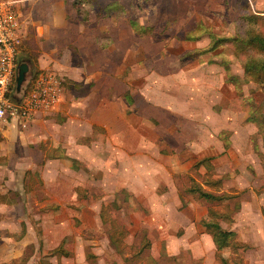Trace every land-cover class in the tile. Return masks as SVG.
I'll list each match as a JSON object with an SVG mask.
<instances>
[{
    "label": "crops",
    "instance_id": "1",
    "mask_svg": "<svg viewBox=\"0 0 264 264\" xmlns=\"http://www.w3.org/2000/svg\"><path fill=\"white\" fill-rule=\"evenodd\" d=\"M12 1L20 17L21 8L34 17L39 15L34 24L38 23L40 47L28 44L37 57L34 64L40 71L58 74L71 86L66 92L64 88L50 113L38 115L24 127L37 121L59 123L56 146L73 156L60 159L77 165L83 161L87 169L100 170L102 185L127 190L129 199L155 203L142 229L158 232L157 248H164L169 258H178L172 264H219L213 237L200 224L208 209L204 213L182 209L179 181L193 170L204 169L202 176H206L209 168L197 166L198 162L210 157L214 168L221 148L222 152L236 153V147L232 136L221 145V133L231 129L228 124L221 128L218 116L212 114L213 95L219 88L214 76L218 66L195 58L180 59L185 53L209 46L208 29L220 35L230 32L234 19L229 18L235 10L259 13L250 11L247 0H94L96 9L113 6L115 12L110 16L90 13L88 21L79 25L75 0ZM145 8H152V21L127 16L129 9ZM119 12L128 18L119 19ZM135 19L145 27L154 26L158 19L174 21L171 30L179 28L183 35L200 38L168 45L160 34L140 37L131 26ZM225 80L224 88L229 90ZM6 127H0L4 161L1 131ZM104 171H109L106 178L102 177ZM233 184L237 189L242 185L239 178ZM7 205L13 204H0L9 208ZM243 206L240 213L244 220L235 213V222L227 230L247 245L242 254L245 264H264V212ZM9 225V218L1 216L0 264H13L17 257L16 248L10 246ZM22 232L23 223L20 238L24 239L27 228L25 235ZM223 255L230 256L231 251L226 249ZM54 258L60 264V258L67 257L47 260L53 264Z\"/></svg>",
    "mask_w": 264,
    "mask_h": 264
},
{
    "label": "rangeland",
    "instance_id": "2",
    "mask_svg": "<svg viewBox=\"0 0 264 264\" xmlns=\"http://www.w3.org/2000/svg\"><path fill=\"white\" fill-rule=\"evenodd\" d=\"M146 2L152 3L151 0ZM247 2L252 13L264 14V0ZM151 10L152 8L141 11L129 9L126 13L129 18L141 17L152 21ZM19 11L23 13L20 17L22 44L26 41L27 44L36 43L40 47L42 39L36 36L39 35L38 23L34 24L39 15L34 17L22 8ZM71 12L75 17L74 10ZM243 13L245 12L235 10L229 18L234 19L232 30H226L221 35L234 37ZM124 16L125 14L120 12L117 17L128 18ZM92 18H96V15ZM76 20L82 25L79 18ZM174 27L175 25L171 29ZM171 29L166 35H160L168 45H174L178 36L183 35L179 28ZM224 45L223 51L218 50L219 53L213 57L211 54L217 50L199 55L195 59L204 64H215L219 68L214 74L218 78L219 88L216 86L218 94L213 95L212 114L218 116L217 123L221 128H226V124L230 126L231 130H223L220 141L221 145H224L231 136L234 137L236 153L222 152L221 148L220 155L213 162L214 168L210 161L212 169H209L210 172L206 176H202L203 172L205 173L203 169L202 172L196 173L193 170L191 174L181 177V208H194L204 213L209 207L197 196L185 193L189 185L188 177L192 176L200 183L222 180L218 191L220 193H241L237 199L240 209L235 213L241 212L243 203L247 209L264 212V84L246 78L242 64L233 55V44ZM23 50L25 46L21 47V54ZM29 65L31 71L40 69L35 64ZM223 80L227 81L229 90L224 88ZM63 86L65 92L71 87L66 81ZM59 125L56 122L42 124L37 121L31 127L14 124L1 131L4 137L1 154L4 155L5 161L0 163V192L8 193L17 200L16 204L7 205L9 208L0 206V217L5 216L10 220V246L16 248L17 254L13 264H38L40 258L61 242L72 256L60 258V264H172L173 261H178L176 257L169 258L164 248H157L159 234L156 230L142 229L145 221L150 220L148 217L155 210V203H141L136 198L129 199L127 190L102 185L100 170L94 167L87 169L83 161L77 165L71 160H62L65 157L72 159L73 156L67 154L61 146H56L55 137L61 132ZM102 174V177L106 178L109 171ZM237 178L242 183L238 189L233 184ZM205 189L215 191L212 187L206 186ZM115 202L117 209L112 206ZM229 203L231 202L215 206V209L223 213L230 206ZM104 207L108 216L102 211ZM230 208L233 209V206ZM100 210L104 224L100 218ZM239 213V219L244 220ZM117 222L124 232L123 242H120V232H115L114 239L119 245L118 251L109 241V235L114 231L110 230V226ZM22 223H25L27 228V236L24 239L20 238ZM222 224L226 230L232 227V223L224 221ZM136 228L139 229L135 230ZM38 231L43 241L42 246L39 244ZM242 254L241 252L240 255ZM52 263L58 264L57 259H52Z\"/></svg>",
    "mask_w": 264,
    "mask_h": 264
},
{
    "label": "trees",
    "instance_id": "3",
    "mask_svg": "<svg viewBox=\"0 0 264 264\" xmlns=\"http://www.w3.org/2000/svg\"><path fill=\"white\" fill-rule=\"evenodd\" d=\"M75 9L77 12V18L81 22L88 21V16L90 13L96 12L99 15L110 16L115 12L113 6L107 7L105 9L95 8L94 0H75ZM121 11V10H119ZM120 13V12H119ZM131 26L135 31L137 36H154L156 34L166 35L168 30L171 29L174 25V21L170 20H158L154 26H142L139 24L138 20H131ZM240 25L238 24L237 33L234 37H225L220 34H216L211 30H207V35L210 38L211 42L209 46L205 49L196 50L193 52L185 53L181 60H187L190 58H196L199 55L212 53L222 47L226 43L233 44V55L237 60L242 64L245 72L246 78L250 81L264 84V14H251L248 12L243 13L239 19ZM243 25V27H241ZM200 37H191L189 35H180L178 40L183 41H193L197 40ZM23 54L20 53L19 62L34 64L37 61V57L32 51V47L28 46L27 43L22 44ZM225 69L228 71L225 67ZM33 74H37L40 70H33ZM2 141V136L0 134V143ZM4 161V158L0 156V162ZM211 158L203 159L198 162L196 165L206 164L209 169H212L210 166ZM189 178V185L185 189V193L197 196L199 199L203 200L206 204L209 205L207 216L201 220L200 224L205 228L206 232L209 233L214 240L216 246V258L221 262V264H245L244 258L240 253L247 250V245L240 243L236 239V234L232 231H228L222 227V222L233 223L234 215L237 210L240 209L238 196L241 195L238 192L232 194L229 193H220L218 192L222 186V180L207 181L200 183L195 180L192 176ZM207 187L214 188L215 191H208L205 189ZM16 197H12L10 194H2L0 192V204H14ZM226 202H231L228 205H232L233 209L227 207V210L221 213L219 210L215 209V206L218 207L221 204ZM184 204V202H183ZM113 208L117 209V202L112 204ZM106 207L103 208V212L106 216ZM222 221V222H221ZM109 235L110 243L114 246L115 250H119V245L116 243L114 236L115 232H120V242H123V227L119 223H114V226H110V230H113ZM26 228L23 223V232L22 236L25 235ZM39 233V241L42 243L41 234ZM229 249L231 255L225 257L223 252ZM240 252V253H239ZM53 256L57 257H71L72 254L70 251L64 248L62 243L58 248L54 249L50 255L45 256L41 259V264H51L47 259ZM90 254L87 256L89 259Z\"/></svg>",
    "mask_w": 264,
    "mask_h": 264
},
{
    "label": "built area",
    "instance_id": "4",
    "mask_svg": "<svg viewBox=\"0 0 264 264\" xmlns=\"http://www.w3.org/2000/svg\"><path fill=\"white\" fill-rule=\"evenodd\" d=\"M23 43L20 16L16 3L0 0V127L23 126L38 115L50 113L60 101L64 80L52 71L27 74L21 90H17V72Z\"/></svg>",
    "mask_w": 264,
    "mask_h": 264
},
{
    "label": "water",
    "instance_id": "5",
    "mask_svg": "<svg viewBox=\"0 0 264 264\" xmlns=\"http://www.w3.org/2000/svg\"><path fill=\"white\" fill-rule=\"evenodd\" d=\"M30 72V65L28 63H20L17 72V90L20 91L22 85L27 80V74Z\"/></svg>",
    "mask_w": 264,
    "mask_h": 264
}]
</instances>
